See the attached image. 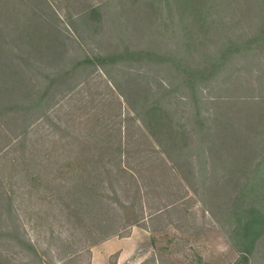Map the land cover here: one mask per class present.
<instances>
[{
	"label": "rangeland",
	"instance_id": "obj_1",
	"mask_svg": "<svg viewBox=\"0 0 264 264\" xmlns=\"http://www.w3.org/2000/svg\"><path fill=\"white\" fill-rule=\"evenodd\" d=\"M26 1L21 9L55 26L50 46L45 38L31 46L38 35L30 29L15 36L6 59L21 71L16 78L0 64V264H264V13L256 1H213L208 46L173 70L161 58L187 36L164 2ZM93 7L100 25L78 18ZM220 42L238 47L211 74L203 53L222 56ZM193 69L203 78L192 90ZM238 99L244 111L228 104ZM154 104L186 127L187 140L170 143L187 146L182 170L158 145L169 138L135 114L150 121ZM213 110L240 113L242 126L207 175L200 136ZM247 223L256 232L244 237Z\"/></svg>",
	"mask_w": 264,
	"mask_h": 264
},
{
	"label": "trees",
	"instance_id": "obj_2",
	"mask_svg": "<svg viewBox=\"0 0 264 264\" xmlns=\"http://www.w3.org/2000/svg\"><path fill=\"white\" fill-rule=\"evenodd\" d=\"M15 1L17 3L11 6L10 3L12 2L14 3ZM154 1L155 2L158 1L159 3L164 2L165 6H167L169 9L171 18L173 17L175 13V16H177L176 19L181 22V27L183 28L184 35L187 36L186 39L185 37H183V39L181 40V42L183 43L182 44L183 46L179 45L178 53H172L169 55H165L163 58H161L162 60L165 61V64L168 65L169 69L173 70L175 66L182 67L183 59H185L186 61V59H188V56L190 55V52H192L194 48L198 49L196 47L201 46L205 48L208 46L207 44L209 42V39H208V42L205 39L206 37H208V34H209L208 30L210 29V26H208L209 21H208L207 16L209 15V13H211V6H212L213 1L215 0H154ZM255 1H256L254 2L255 6L261 12L264 13V0H255ZM0 4L3 5L2 8H5L4 10L0 9V21H2L3 24L6 25L5 28L7 30H11V33H12V37L6 38L7 34L5 33V30L3 29V27L0 26V38L2 39L0 40V58L4 59V60H0V64L3 67V70H7L9 68V71H10L14 67V65L6 59V54L9 53V50H11L10 48H11L12 42H14L15 40V36H17L19 40L21 37V40H22L23 31L25 29H28V30L30 29L32 34L36 33L38 35L36 38L32 37L31 46L34 45V47L40 48L42 47L41 40L44 38L47 40V44L49 45V34L52 32V29L54 28L55 25L51 24L50 21H46L45 19L43 20L39 18L37 19V15H35L36 13L29 10V9H33L31 6L27 10H25L24 8L21 9L23 5L27 4L26 0L24 1L23 0H0ZM152 6H155V4L152 3ZM90 10H91L90 12L88 11L87 13H83L79 15L78 18L86 19L88 18V16L91 15L90 16L91 18L94 17V19L98 20L96 17H100L101 8L93 7ZM100 20L101 18H99L98 20L99 25L102 24ZM28 25H30V28L25 27ZM41 35H43L42 38H41ZM57 44H59V42H57ZM237 47L238 46H230L228 44L222 45L220 42L219 50L222 53V56H220L219 53L218 55L216 54V56L214 54H208L206 51L205 53H203V55L205 56V60H207L210 57V62H208L207 64H210L211 68L207 66L204 69L202 67V69L205 71L206 69L208 70L211 69V71H209L211 74H213L212 72L215 73L217 70L219 72V70L221 69V66L224 64L222 63V59L228 58V55H230L231 53L230 51L236 49ZM141 54L142 52H135L131 50H127L126 52V55L134 56V57L140 56ZM124 55H120L117 57L123 58ZM57 57L61 60H64L63 57H61L59 54L57 55ZM86 62L92 63L93 61L91 59H87L86 61L79 62L75 68H78L86 64ZM213 66L214 68H212ZM184 68L188 70L190 67H184ZM197 69L200 70V67H198ZM20 73H21L20 70L18 69L15 70V68H13L9 74H11L14 78H16V76L19 75ZM190 73L193 74V78L190 79V84H191L190 87L193 86L192 88L193 90L195 89L194 82L197 79L203 78V77H201V75L198 77L197 75L200 74V71L195 70V69L191 70ZM225 85H227V83ZM21 86L23 87L22 91L25 89L29 93H34L33 90L29 88V86H25V85H21ZM227 86H230V83ZM20 88L21 87L17 86L15 89L19 90ZM43 96H46V95H43ZM14 98L16 99V97ZM221 100L216 99L214 102L215 104L218 103V105L227 104L225 102H221ZM230 103H232L235 107H237L239 111L242 110L241 107H245L244 102L242 103V106H239L241 105L239 99L236 100V102L231 100L228 102V104ZM247 103L251 104V102H247ZM31 106H32L31 104H23V106L20 105V107L18 106V108L20 110V108L23 109L25 107V108H28L29 110ZM13 107L16 108V105L13 104ZM167 110L164 107L162 108L160 104L159 105L154 104L150 108L146 109V113L150 120L147 122L144 121V119L140 118L141 114L139 113L137 109H135V114L141 121L143 120V123H145V125L151 131L154 130V127L152 126V124H154L156 125L155 129H159V134L163 135L166 138H169L168 139L169 143L168 145H166V144H160L161 138L157 137V140L159 143L158 145H160L161 147L163 146L164 153L169 159V162H171V164L174 166V169L182 170L184 169L185 165L184 163L179 162L178 158L184 156L183 151L187 146H185V144H180L179 142H177V144H174V145H170V143L176 142L177 139L180 137L182 138L186 137V130H185L186 127L184 125L183 126L175 125L173 123L174 118L168 115V113L166 112ZM228 116H226L225 114H221V113L219 114L218 110L217 111L213 110L212 116L207 118L206 122L204 123V126L202 125L203 129L206 130L200 136L201 137L200 140H202L205 144H207V146H205L206 149L204 151V157L206 159L205 172L207 173V175L208 173H210V165H212L211 159L215 158L217 156L216 154L218 155L221 154L220 150H222L223 145L225 144V140L228 139V135L231 136V134H233L231 138L236 139V131L234 129L235 124L239 123V126L240 125L242 126V122H239V120L237 119L239 116H241L240 113H238L236 117L233 119L229 118ZM24 121L27 122V119H25ZM218 126H221V128L223 127L224 128L223 130H226V133H227L224 135V138H223L224 140L222 141L221 144H219V142L214 141V138L218 139V136L216 134L217 132L216 129ZM182 127H185V129H183ZM26 131H27V128H26ZM153 135L156 137L155 131ZM189 135L190 134H188L187 136ZM185 139L186 138H184V140ZM202 149H204L203 146H202ZM172 150H177L178 151L177 155H173L174 153H172ZM186 152H189V150L188 151L186 150ZM188 174H190V176L192 177L196 175L195 173H188ZM184 176L186 177V175ZM262 223L264 225V220ZM252 226L253 224H248L244 227V230L242 232L244 234V237L250 236V234H252L254 231L256 232V228L255 227L251 228ZM256 236H258V233L256 234Z\"/></svg>",
	"mask_w": 264,
	"mask_h": 264
}]
</instances>
